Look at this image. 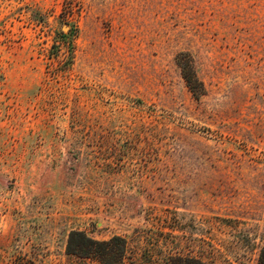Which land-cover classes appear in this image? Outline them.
<instances>
[{"label":"rangeland","instance_id":"374dc122","mask_svg":"<svg viewBox=\"0 0 264 264\" xmlns=\"http://www.w3.org/2000/svg\"><path fill=\"white\" fill-rule=\"evenodd\" d=\"M71 229L125 237L122 264L255 263L264 0H0V264H101Z\"/></svg>","mask_w":264,"mask_h":264},{"label":"trees","instance_id":"16d2710c","mask_svg":"<svg viewBox=\"0 0 264 264\" xmlns=\"http://www.w3.org/2000/svg\"><path fill=\"white\" fill-rule=\"evenodd\" d=\"M175 61L180 67L181 75L193 93L202 92V81L197 77L193 59L187 51H179ZM65 251L80 258L98 261L101 264H122L128 256L125 237L113 234L107 238H94L80 229L69 230L65 242ZM9 264H40L27 253H16ZM164 264H209L199 256L174 252L167 255ZM254 264H264V242L259 245Z\"/></svg>","mask_w":264,"mask_h":264}]
</instances>
